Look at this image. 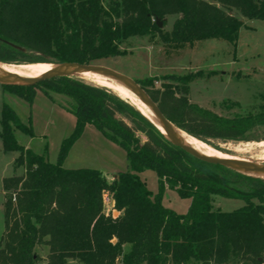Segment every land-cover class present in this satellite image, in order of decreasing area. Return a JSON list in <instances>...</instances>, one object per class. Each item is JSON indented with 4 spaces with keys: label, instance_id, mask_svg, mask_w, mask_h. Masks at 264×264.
I'll use <instances>...</instances> for the list:
<instances>
[{
    "label": "trees",
    "instance_id": "obj_1",
    "mask_svg": "<svg viewBox=\"0 0 264 264\" xmlns=\"http://www.w3.org/2000/svg\"><path fill=\"white\" fill-rule=\"evenodd\" d=\"M233 12L245 20L264 21V0H108L105 7L101 0H0V45L59 64L84 65L123 55L120 45L139 36L157 35L165 45L219 39L236 46L244 24ZM169 16L178 18L169 33H162L156 21L164 25ZM192 80L144 90L162 115L188 136L239 139L248 122L226 124L191 103ZM40 83L73 99L75 109L66 111L75 126L62 141L57 162L50 164L17 144L15 130L31 137L32 130L9 106H2V149L19 154L14 164L23 174L2 180L0 264H39L37 246L48 248L46 264H264V182L239 174L234 181L206 175L196 168V159L170 144L134 107L108 90L71 78ZM2 87L31 105L35 85ZM118 116L129 118L136 128ZM87 126L125 152L127 172L108 181L98 170L62 167ZM134 131L143 133L146 141L131 148ZM144 171L155 173L157 194L140 178ZM241 180L262 187L247 191L239 187ZM166 189L190 201L185 214L162 206ZM104 192L111 195L115 217L103 211ZM213 197L244 205L222 212L214 209Z\"/></svg>",
    "mask_w": 264,
    "mask_h": 264
},
{
    "label": "rangeland",
    "instance_id": "obj_2",
    "mask_svg": "<svg viewBox=\"0 0 264 264\" xmlns=\"http://www.w3.org/2000/svg\"><path fill=\"white\" fill-rule=\"evenodd\" d=\"M107 2L108 0H101L102 6L105 7ZM233 15L244 24L239 30L236 46L219 39L192 44L165 45L157 35L139 36L132 37L120 45L123 55L91 62L89 65L122 74L143 85L146 90H158L163 84L179 86V82L193 77L188 84V99L191 103L211 112L220 122L226 124L248 122L247 129L237 140L198 141L223 154L243 156L233 152V149L239 145L264 140V21L245 20L237 12H233ZM177 18L178 16L166 17L161 32L169 33ZM0 60H3L0 64L4 65H21L32 61L33 64L39 65H60L53 58L25 50L9 51L1 45ZM71 80L93 86L77 77H72ZM35 87L32 103L28 105L0 85V112L2 106L7 105L24 126H30L32 137L18 130L14 131L18 145L43 156L50 164H55L62 141L70 137L74 130L72 122L55 111V107L60 105L71 111L76 106L72 98L51 92L50 85L38 83ZM43 92H46L50 98ZM118 118L130 128H136L129 118L125 116ZM93 130L99 136L98 139L92 138L88 133L81 134L70 148L62 167L66 170L102 171L105 177H110L106 179L111 181L117 173L128 170L124 151L104 139L95 129ZM132 140L130 147L134 148L137 142L139 146L142 145L146 138L143 133L134 131ZM108 144L116 147L117 152ZM18 155L17 152H4L0 140V237L4 229L2 180L23 174V168H16L14 164ZM195 162L196 168L211 177H225L232 181L235 174L249 177L233 168L219 169L217 165L198 160ZM141 179L153 195L157 194L158 181L154 172L144 171L141 173ZM259 180L264 182L263 179ZM239 187L248 191L260 188L262 184L241 180ZM161 204L177 214H185L190 201L181 199L174 191L166 189ZM212 204L214 209L226 213L244 205L240 200L221 197H213ZM125 250L127 251V248ZM36 254L43 257L39 264H46L47 255L43 246H38ZM66 264L80 263L69 260Z\"/></svg>",
    "mask_w": 264,
    "mask_h": 264
},
{
    "label": "water",
    "instance_id": "obj_3",
    "mask_svg": "<svg viewBox=\"0 0 264 264\" xmlns=\"http://www.w3.org/2000/svg\"><path fill=\"white\" fill-rule=\"evenodd\" d=\"M156 25L159 29H161L163 26L162 22H160L159 20L156 21ZM28 64H33V63H28ZM55 66L56 68H54L47 74H44L34 79L16 78V77L7 76L5 74L0 73V85L1 86H33L40 82L49 81V80H57L61 78H72V77L78 78L79 75L86 73V72H94L96 74L107 76L119 82L120 84L128 88L130 91H132L138 97V99L148 109H150V111L155 116L157 122L162 127L163 132L160 131V129L155 124L151 123L150 121L149 122L153 126H155V128L160 132L161 135H163V137L170 144L179 148L180 150H182L183 152H185L192 158L198 161L207 163V164H211V165L222 166L224 168H233L238 173H242V174L246 172H251L255 174H258V173L264 174V164H257L252 161L243 162L242 160H223V159L209 158V157L202 156L195 150L191 149L179 138L177 134L178 129L175 126H173L162 115V113L158 109V106L148 96L146 90H144V88H142V86L138 84L136 81L122 74L116 73L114 71H111V70H108L102 67H98V66L89 65V64L84 65V64L67 63V64H60V65H55ZM124 102L130 105L128 102L126 101Z\"/></svg>",
    "mask_w": 264,
    "mask_h": 264
},
{
    "label": "bare ground",
    "instance_id": "obj_4",
    "mask_svg": "<svg viewBox=\"0 0 264 264\" xmlns=\"http://www.w3.org/2000/svg\"><path fill=\"white\" fill-rule=\"evenodd\" d=\"M54 68H56L54 64L50 66L39 65V64H21V65L0 64V73L16 78L34 79L44 74H47ZM78 78L97 88L108 90L119 99L128 102L132 107H134L138 112H140L148 121L155 124L160 129V131L163 132L162 127L157 122L155 116L150 111V109H148L132 91H130L128 88H126L119 82L107 76L96 74L94 72L83 73L79 75ZM177 134L179 138L187 146H189L191 149L195 150L200 155L205 157L223 159V160H242L243 162L252 161L257 164L264 162V140L258 143H248L244 145H239L233 149V152L243 156H230L223 154L219 151H216L211 147H208L207 145L198 141V139L196 140V138L190 137L182 131L177 130ZM243 174L249 177H254L264 180V174L261 173L255 174L251 172H246Z\"/></svg>",
    "mask_w": 264,
    "mask_h": 264
},
{
    "label": "crops",
    "instance_id": "obj_5",
    "mask_svg": "<svg viewBox=\"0 0 264 264\" xmlns=\"http://www.w3.org/2000/svg\"><path fill=\"white\" fill-rule=\"evenodd\" d=\"M60 96V95H59ZM55 111H57L58 113H61V115L62 116H64V117H67L71 122H72V124H73V126H75V118L73 117V115L72 114H70L69 112H67L66 111V109H64L63 107H61L60 105H58L57 107H55ZM93 127L92 126H87L85 129H84V131H83V133H82V135L84 134L85 135V133H88L92 138H94V139H98V135L96 134V132H94V128L92 129ZM98 132V131H97ZM99 133V132H98ZM100 134V133H99ZM101 135V134H100ZM102 136V135H101ZM103 137V136H102ZM104 138V137H103ZM105 139V138H104ZM107 140V139H106ZM108 141V140H107ZM110 142V141H109ZM111 143V142H110ZM113 144V143H112ZM109 146H110V148L111 149H115V151L117 152V148L116 147H114V146H112V145H110V144H108ZM115 145V144H114ZM117 146V145H116ZM118 147V146H117ZM120 148V147H119ZM124 156H125V152H124ZM104 176H105V173L104 172H102V171H100ZM118 174V173H117ZM139 176H140V178H141V174H139ZM107 179H109L108 177H106ZM112 203L113 202H111V205H112ZM263 224H264V217H263ZM3 232V231H2ZM37 248H38V246L34 249V251H35V253H37ZM43 248L45 249V251H46V255L48 254V248L46 247V246H43ZM40 258H43V257H40Z\"/></svg>",
    "mask_w": 264,
    "mask_h": 264
},
{
    "label": "built area",
    "instance_id": "obj_6",
    "mask_svg": "<svg viewBox=\"0 0 264 264\" xmlns=\"http://www.w3.org/2000/svg\"><path fill=\"white\" fill-rule=\"evenodd\" d=\"M104 193L102 196L103 211L105 214H111L113 217H115V215H118V213L113 210V203L111 205V202H113L111 195L109 193L108 194H104Z\"/></svg>",
    "mask_w": 264,
    "mask_h": 264
}]
</instances>
